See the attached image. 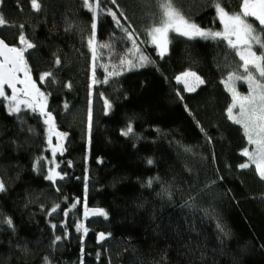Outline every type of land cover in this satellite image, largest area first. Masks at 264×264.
I'll use <instances>...</instances> for the list:
<instances>
[{"label":"trees","instance_id":"1","mask_svg":"<svg viewBox=\"0 0 264 264\" xmlns=\"http://www.w3.org/2000/svg\"><path fill=\"white\" fill-rule=\"evenodd\" d=\"M39 2L35 11L30 0H3L0 37L23 47V34L35 45L24 57L47 96L53 132L66 134L54 141L63 179L45 178L53 167L46 117L30 108L9 113L0 98V264H264V179L254 165L239 167L250 145L227 114L223 81L229 72L244 74L235 50L223 39L170 32L161 57L148 35L161 19L157 0H99L96 42L111 47L93 61L94 16L83 0ZM215 2L172 0L192 23L222 31ZM240 3L222 6L231 13ZM108 10L134 33L139 52ZM249 23L260 31L254 18ZM140 54L151 63L119 67L121 57L138 62ZM114 64L121 74L105 83L102 65L113 71ZM188 70L204 80L192 92L176 79ZM46 72L53 77L42 82ZM235 87L248 91L242 80ZM90 208L107 218L85 216ZM80 224L87 233L77 231ZM99 233L107 238L99 241Z\"/></svg>","mask_w":264,"mask_h":264},{"label":"snow or ice","instance_id":"2","mask_svg":"<svg viewBox=\"0 0 264 264\" xmlns=\"http://www.w3.org/2000/svg\"><path fill=\"white\" fill-rule=\"evenodd\" d=\"M3 0H0L2 3ZM31 7L35 11L41 10V3L39 0H30ZM115 4L116 0H112ZM158 6L161 9V19L158 26H153L148 30V35L151 37V42L159 49V55L163 57L167 52V46L169 43V33L175 32L181 36L194 39L196 37L204 39H223L227 41L230 48L235 50V54L242 62L240 67L243 68L244 74L239 75L234 72H229L227 78L223 81L225 88L231 93V105L227 109L228 118L235 124L242 127L244 135L247 139V143L253 146L251 150L246 147L242 155L247 157V162L241 164L240 168H249L254 165L255 170L259 176L264 179V0H241L239 5L240 10L237 12H229L222 6L223 0H216L215 10L218 15V19L222 24V31H212L209 29H203L190 20L174 7L172 0H157ZM83 4L86 8L93 13L94 19L91 24L92 35L88 39V46L92 52L93 61L97 58V51L99 48H110L108 43L97 44L96 42V28L95 16L97 8L99 7V0H96V5L90 3V0H83ZM118 7V6H117ZM110 15L116 23V26L120 28L127 36L128 40L132 42L135 51L139 52V48L136 45V40L133 38L134 33L125 28L120 22V18L117 17L116 12L108 10ZM120 16L127 20L124 13L121 12ZM249 18H254L258 21L260 31L249 23ZM4 24L2 16H0V25ZM19 27L23 28V25ZM19 42L24 45L23 47L9 46L4 40L0 39V98L9 100L8 112L19 113L21 111V105H25L33 112L39 110V113L45 116L44 123L49 126V144L54 131V118L50 112H46L47 96L40 92L36 83L32 80L30 75V69L28 68L27 61L24 54L28 49L35 47L32 43L28 42L23 34L19 37ZM254 46H257L261 52L257 55L254 51ZM132 51L131 49L129 50ZM138 62L127 57H121L119 60V67L131 70L136 67H143L146 63H151L148 57L140 54L137 58ZM55 63L59 65L60 59L57 58ZM95 63H93V80L92 84L97 83L95 80ZM107 72V76L104 82H107L108 77L113 75H120L119 71H116L118 67L116 64L112 65L113 71H108L107 65H102ZM20 73H23V79L20 77ZM51 72L41 74L40 80L43 82L48 78H52ZM191 78L189 80L188 78ZM259 77V78H258ZM178 82H183L185 90L192 92L197 87L204 84V80L199 77L195 72H185L182 76L176 77ZM242 80L247 84L248 93L242 95L235 87L236 81ZM17 84L23 85L22 88H18ZM5 86L11 89V95H7L5 92ZM71 87L69 83L66 85ZM23 95L24 99H20V95ZM106 107L110 108L111 105L108 101H105ZM67 107V105H65ZM234 110H236L234 112ZM91 129V111H89V130ZM131 126L128 127L124 135L132 133ZM58 140L62 139L66 134L55 133ZM210 139V138H209ZM58 148L62 149L61 145L52 148L53 157L55 156ZM152 163L151 160L148 161ZM39 161H37V166ZM49 181L55 182L57 178L63 179L59 172L50 168L48 175L45 177ZM151 181H149V184ZM87 187V186H85ZM5 191L4 183L0 181V192ZM59 206L52 209L55 212ZM75 207V205H73ZM67 214V213H66ZM88 213L85 212V216ZM92 215L103 216L107 218V212L103 209L92 210ZM9 226H12L11 219L5 221ZM56 226L53 225V228ZM83 229L87 233L88 229L82 224L77 225V231ZM110 235V234H108ZM106 234L99 233L98 240H105ZM56 241H59L61 237L57 236ZM47 260V258H45Z\"/></svg>","mask_w":264,"mask_h":264},{"label":"rangeland","instance_id":"3","mask_svg":"<svg viewBox=\"0 0 264 264\" xmlns=\"http://www.w3.org/2000/svg\"><path fill=\"white\" fill-rule=\"evenodd\" d=\"M203 29H208V28H203ZM209 30H211V29H209ZM213 31V30H212ZM197 38V37H196ZM150 39H151V37H150ZM152 43V42H151ZM153 44V43H152ZM153 45H155V44H153ZM156 46V45H155ZM156 49H157V52L159 53V49L157 48V46H156ZM168 51H169V43H168V46H167V52L165 53V54H167L168 53ZM185 72H194V71H191V70H188V71H185ZM185 72H183V73H185ZM182 73V74H183ZM182 74H180L179 76H182ZM197 74V73H196ZM198 75V74H197ZM20 76H21V78L23 79V73H20ZM199 76V75H198ZM200 77V76H199ZM32 78V77H31ZM189 80H191V78L189 77L188 78ZM33 80V79H32ZM34 81V80H33ZM178 82V81H177ZM179 84H181L184 88H185V85H184V83L181 81V82H178ZM36 86H37V84H36ZM23 87V86H22ZM38 87V86H37ZM39 88V87H38ZM198 88V87H197ZM196 88V89H197ZM39 90H40V92H42L43 93V91L39 88ZM237 91L239 92V93H241L242 95H247V93H248V91L247 92H243V91H239L238 89H237ZM5 92H6V94L7 95H11V92L5 87ZM20 99H24V97H23V95L22 96H20ZM6 101H7V105L9 106V100H7V99H5ZM23 108H27L25 105H21V109H23ZM46 111H47V101H46V109H45ZM56 137V135H55V133L53 132V135H52V139H51V144H49L50 145V149L52 150V148L53 147H57V145H60L59 143H55L54 141L55 140H57V138H55ZM252 147L253 146H250V147H248L249 148V150H251L252 149ZM61 151V148H58V150H57V152H56V154L58 153V152H60ZM55 154V155H56ZM52 161H53V169H55V171H57V169H58V164H57V161H56V158H55V156L52 158ZM85 212H87V210L85 209ZM87 216H89V215H87Z\"/></svg>","mask_w":264,"mask_h":264},{"label":"water","instance_id":"4","mask_svg":"<svg viewBox=\"0 0 264 264\" xmlns=\"http://www.w3.org/2000/svg\"><path fill=\"white\" fill-rule=\"evenodd\" d=\"M0 39H2L1 37H0ZM3 40V39H2ZM6 43V42H5ZM20 75V74H19ZM21 77V76H20ZM22 86L23 85H19V84H17V87L18 88H22ZM6 88H7V86H5ZM10 92H11V89H9V88H7ZM20 96H22V94L20 95ZM59 140H61V139H59ZM94 209H99V208H90V209H88V214H89V216L90 217H96V216H98V215H92V210H94Z\"/></svg>","mask_w":264,"mask_h":264}]
</instances>
